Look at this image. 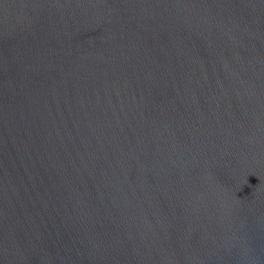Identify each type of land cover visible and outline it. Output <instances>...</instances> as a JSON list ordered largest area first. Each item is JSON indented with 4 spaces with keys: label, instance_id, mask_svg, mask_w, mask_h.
<instances>
[{
    "label": "water",
    "instance_id": "1",
    "mask_svg": "<svg viewBox=\"0 0 264 264\" xmlns=\"http://www.w3.org/2000/svg\"><path fill=\"white\" fill-rule=\"evenodd\" d=\"M0 264H264V0H0Z\"/></svg>",
    "mask_w": 264,
    "mask_h": 264
}]
</instances>
